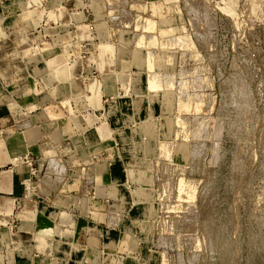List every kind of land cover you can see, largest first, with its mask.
Returning a JSON list of instances; mask_svg holds the SVG:
<instances>
[{"label":"rangeland","instance_id":"374dc122","mask_svg":"<svg viewBox=\"0 0 264 264\" xmlns=\"http://www.w3.org/2000/svg\"><path fill=\"white\" fill-rule=\"evenodd\" d=\"M19 2L16 60L48 69L0 82L53 115L6 167L0 264H264V0Z\"/></svg>","mask_w":264,"mask_h":264},{"label":"crops","instance_id":"0c3cea01","mask_svg":"<svg viewBox=\"0 0 264 264\" xmlns=\"http://www.w3.org/2000/svg\"><path fill=\"white\" fill-rule=\"evenodd\" d=\"M17 5H19V0H16ZM1 7V6H0ZM2 8V7H1ZM0 8V33L3 34L9 33V36H5V39L0 37V69L5 73V75L9 76L12 72L18 73V67H22L21 70L24 68V73L30 74L32 69H34L36 72L39 69L44 68V72L48 69L47 67V54L49 53H36L30 57H28L26 60L20 57L22 61L16 60L18 57L17 50V38L16 37V28L15 24L20 22V20L5 17L2 15V11ZM68 15V13H67ZM66 15V16H67ZM15 17V16H14ZM67 17H70L68 15ZM66 17V18H67ZM9 18V19H8ZM72 18V17H71ZM32 24L33 21L29 20ZM29 23V22H28ZM51 55V54H50ZM18 65V66H17ZM17 66V67H16ZM15 78V77H13ZM24 84V83H23ZM30 87H34L33 83L29 81L27 84ZM11 85L5 84L3 85L2 82H0V194L5 195H13L17 197L20 194L21 190V183L26 178L25 171L21 167H15V168H9L8 163L10 160H12L13 157L19 156L25 151H27L28 148L32 147V144L34 143L33 139L38 135V125L41 120H47L49 117V114H46L49 108H47L45 111L37 112V109L39 110L40 107L47 106L50 101H48L47 96H37V97H30V98H14L13 95L9 92V89H11ZM26 87V85H25ZM28 110L32 112H28L30 115L28 118L29 120L36 124L34 125L36 128H31L30 130H27L26 132H19L16 130V128H13V124L15 121L16 113L19 110ZM35 110V111H34ZM15 114V115H14ZM62 120V119H60ZM63 121V120H62ZM14 198V197H13ZM9 201V196L2 197L0 195V204H4V208H0V212L5 211V204ZM49 244V245H48ZM44 249H52L53 244L52 243H46L43 246ZM61 253H69V248L62 247L58 249ZM64 250V251H63ZM75 255L71 256L72 260L75 259Z\"/></svg>","mask_w":264,"mask_h":264},{"label":"bare ground","instance_id":"6f19581e","mask_svg":"<svg viewBox=\"0 0 264 264\" xmlns=\"http://www.w3.org/2000/svg\"><path fill=\"white\" fill-rule=\"evenodd\" d=\"M123 40H124V39H123ZM120 42H122V40H121ZM119 44H120V43H119ZM96 47H97V46H96ZM113 47H114V46H113ZM105 48H108V47H105ZM120 48H121V47H120ZM122 49H123V48H122ZM104 50H105V49H104ZM108 50H109V49H108ZM116 50H117V49H116ZM104 52H106V51H104ZM104 52H103V53H104ZM127 55H128V54H126V52H125L124 50H120V52H119L120 60H119V61H120L121 65H122L125 69H126V67H128L129 62H130V61H129V58H128L129 56L127 57ZM118 59H119V58H118ZM145 60H146V59H145ZM133 62H134V61H133ZM146 62H147V61H146ZM117 63H119V62H117ZM130 64H132V62H131ZM118 65H119V64H118ZM133 65H134V64H133ZM133 65H132V66H133ZM134 66H135V65H134ZM134 66H133V67H134ZM121 68H122V67H121ZM58 70H59V69H58ZM117 72H118V71H117ZM48 75H49V74H48ZM115 75H116V74H115ZM117 75H118V74H117ZM119 76H120V75H119ZM61 78H62V75H61ZM63 78H64V77H63ZM118 78H119V77H118ZM138 79H139V78H138ZM58 80H59V79H58ZM121 80H122V79H121ZM56 81H57V80H56ZM136 81L138 82V80H136ZM55 84H56V83H55ZM51 87H52V86H51ZM150 88H155L154 83H150ZM154 102H155V101H154ZM114 104H115V103H114ZM114 104H113V105H114ZM55 108H56V107H55ZM111 109H112V108H111ZM115 110H116V109H115ZM50 111H52V110L49 109L47 114H51V113L53 112V111H52V112L50 113ZM57 112H58V111H57ZM59 112H60V111H59ZM55 113H56V112H55ZM60 114H61V113H60ZM52 115H53V113H52ZM112 115H113V114H112ZM52 118H53V117H52ZM139 175H140V174H139ZM137 209H138V208H137ZM20 247H21V246H20ZM21 250H22V249H21ZM25 250H26V249H25ZM25 250H24V251H25Z\"/></svg>","mask_w":264,"mask_h":264}]
</instances>
